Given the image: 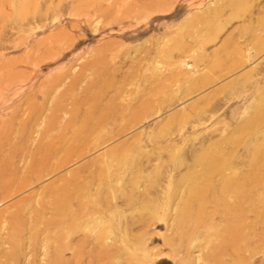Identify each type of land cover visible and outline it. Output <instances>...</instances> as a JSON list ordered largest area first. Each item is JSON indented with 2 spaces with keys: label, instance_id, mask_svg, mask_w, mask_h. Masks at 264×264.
Returning a JSON list of instances; mask_svg holds the SVG:
<instances>
[{
  "label": "rangeland",
  "instance_id": "obj_1",
  "mask_svg": "<svg viewBox=\"0 0 264 264\" xmlns=\"http://www.w3.org/2000/svg\"><path fill=\"white\" fill-rule=\"evenodd\" d=\"M0 264H264V0H0Z\"/></svg>",
  "mask_w": 264,
  "mask_h": 264
}]
</instances>
